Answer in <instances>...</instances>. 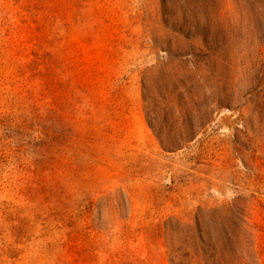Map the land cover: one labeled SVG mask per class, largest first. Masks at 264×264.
Masks as SVG:
<instances>
[{"label":"rangeland","instance_id":"obj_1","mask_svg":"<svg viewBox=\"0 0 264 264\" xmlns=\"http://www.w3.org/2000/svg\"><path fill=\"white\" fill-rule=\"evenodd\" d=\"M221 223L264 264V0H0V264H172Z\"/></svg>","mask_w":264,"mask_h":264},{"label":"trees","instance_id":"obj_2","mask_svg":"<svg viewBox=\"0 0 264 264\" xmlns=\"http://www.w3.org/2000/svg\"><path fill=\"white\" fill-rule=\"evenodd\" d=\"M208 57L210 62L213 65L214 71L212 74V79L217 78V72L220 64L219 59L216 55L215 50L209 48ZM187 53L180 55L181 57L186 56ZM194 93L190 89H187L185 92L180 94L179 97V106L183 107L191 103L198 108L199 114L195 117L202 122V125L209 123L215 112L223 108L222 98L220 97V89L218 87V82L212 83L203 91V98H198L195 102L193 101ZM161 143H164V140L161 139ZM215 213H218L220 217L227 220L230 223L229 230L235 235L237 232L244 234V237H248L247 230L243 229L245 225V220L241 217H237L235 212V206H223L214 210ZM222 231L228 237L227 241H218L214 245L203 242L204 244L199 248L197 243H190L188 239H183V243L177 246V251L173 252L172 264H248V258L251 256V251L243 249L245 255H241L239 247L236 243L240 244L239 241H235L236 236H230L227 227L224 223H221ZM244 231V232H243ZM239 238V236H238ZM247 243L242 244V248H245ZM247 250V251H246ZM178 252V253H177ZM198 261H195V260Z\"/></svg>","mask_w":264,"mask_h":264}]
</instances>
